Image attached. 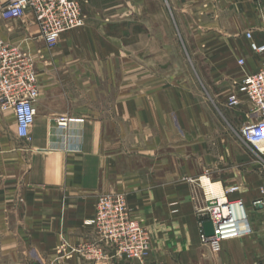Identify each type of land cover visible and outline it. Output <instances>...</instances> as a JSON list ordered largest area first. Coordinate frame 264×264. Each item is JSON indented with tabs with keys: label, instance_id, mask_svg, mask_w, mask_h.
I'll list each match as a JSON object with an SVG mask.
<instances>
[{
	"label": "crops",
	"instance_id": "obj_1",
	"mask_svg": "<svg viewBox=\"0 0 264 264\" xmlns=\"http://www.w3.org/2000/svg\"><path fill=\"white\" fill-rule=\"evenodd\" d=\"M80 1L85 25L53 47L32 13L0 17V36L35 58L39 87L30 139L19 137L13 110L0 108V264H136L73 252L93 236L98 197L112 192L126 195L150 231L145 264H264V207L253 205L264 161L222 129L217 106L233 128L248 123V103L229 108L227 99L259 69L246 32L264 42V0H102L115 1L113 10ZM188 35L196 64L213 67L223 85L212 102L190 89ZM58 116L72 119L66 129ZM200 177L205 187L190 181ZM232 184L241 187L230 195L242 201L240 234L214 253L200 241L196 207L207 187L221 194Z\"/></svg>",
	"mask_w": 264,
	"mask_h": 264
},
{
	"label": "built area",
	"instance_id": "obj_2",
	"mask_svg": "<svg viewBox=\"0 0 264 264\" xmlns=\"http://www.w3.org/2000/svg\"><path fill=\"white\" fill-rule=\"evenodd\" d=\"M83 4L80 0H0V17L6 21L23 19L32 13L37 22L39 35L48 47H53L65 32L78 29L85 24ZM246 37L251 50L262 57L259 69L246 73L237 91L227 99L229 108L242 103L249 105L248 123L242 127V139L264 161V42L255 39L253 32ZM244 67V57L238 59ZM39 93L36 61L33 55L0 36V108L14 112L19 137L30 139L32 126L37 115L36 100ZM244 97V99L242 98ZM71 118L58 116L57 127L66 129ZM264 171V165H263ZM205 187L202 177L190 179ZM232 184L221 194L204 191L205 201L196 207L200 218V241L214 253L221 251L222 242L240 233L236 229L235 206L241 200L230 195L240 190ZM261 196L253 202L254 207H264V184L260 186ZM213 222V234L207 235L203 224ZM93 236L78 243L73 252L88 261L100 263L110 259H125L136 264H145L151 251L150 231L134 218L127 197L123 193H104L98 197L96 212L90 222Z\"/></svg>",
	"mask_w": 264,
	"mask_h": 264
},
{
	"label": "rangeland",
	"instance_id": "obj_3",
	"mask_svg": "<svg viewBox=\"0 0 264 264\" xmlns=\"http://www.w3.org/2000/svg\"><path fill=\"white\" fill-rule=\"evenodd\" d=\"M83 7L85 5V2H82ZM118 8L117 3L115 1H102V0H88V10L89 9H116ZM85 16V15H84ZM131 22V21H130ZM85 25V24H84ZM174 27H175V21H174ZM129 41H132L131 35L126 36ZM190 39V47L189 49H183V56L188 58V71H189V83H190V89L192 90H197L199 93L203 94L205 97V100L208 102H212V94L211 92H217L219 91L218 89H221L223 86L222 84L218 85L215 84L212 78V71L213 67L207 66V65H197V62H200V53H197L196 46L193 44V35H188ZM177 39L180 41V35L177 34ZM197 53V54H193ZM35 59V58H34ZM236 74H240L244 72L245 66L242 67L238 61L236 65ZM246 74V73H245ZM236 85V83L233 81L231 83ZM216 100H219V96L215 98ZM217 106L221 108L222 113H221V120H222V129L224 128L225 130L229 131L230 137L238 140H242V128H234L232 127V124L230 123L229 120V112H227L222 104V102H218ZM254 152H256V149L254 147H251Z\"/></svg>",
	"mask_w": 264,
	"mask_h": 264
},
{
	"label": "water",
	"instance_id": "obj_4",
	"mask_svg": "<svg viewBox=\"0 0 264 264\" xmlns=\"http://www.w3.org/2000/svg\"><path fill=\"white\" fill-rule=\"evenodd\" d=\"M203 228H204V231L207 235H212L214 230H213V222L208 220V221H205L204 224H203Z\"/></svg>",
	"mask_w": 264,
	"mask_h": 264
},
{
	"label": "bare ground",
	"instance_id": "obj_5",
	"mask_svg": "<svg viewBox=\"0 0 264 264\" xmlns=\"http://www.w3.org/2000/svg\"><path fill=\"white\" fill-rule=\"evenodd\" d=\"M262 149H264V146H261ZM205 190V189H204ZM208 191H212L209 187H207Z\"/></svg>",
	"mask_w": 264,
	"mask_h": 264
}]
</instances>
